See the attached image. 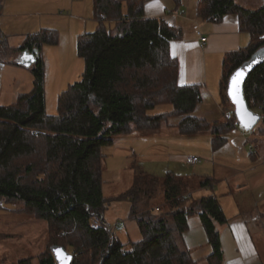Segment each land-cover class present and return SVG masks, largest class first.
Listing matches in <instances>:
<instances>
[{"label":"trees","instance_id":"obj_1","mask_svg":"<svg viewBox=\"0 0 264 264\" xmlns=\"http://www.w3.org/2000/svg\"><path fill=\"white\" fill-rule=\"evenodd\" d=\"M177 5L181 0H173ZM147 0H93L98 29L78 37L77 53L84 61L82 79L58 98V114L46 111L44 45H57L58 33L42 30L29 35L20 51L38 52L30 67L33 89L17 102L0 106V203L22 202L23 213L47 222V246L40 264H58L53 250L73 255L71 264H198L185 247L189 218L199 216L213 252L208 264H224L218 225L228 219L214 196L187 198L195 189L212 187L213 178H189L168 173L159 178L138 171L124 193L106 198L103 193L101 150L115 139L132 133L148 134L171 128L181 136L209 133L214 151L237 129L235 115L228 119V82L232 74L264 50V7L249 11L235 0H201L199 16L219 23L236 15L241 31L250 34L246 48L229 53L223 61L221 104L224 117L209 123L194 116L202 103L201 85H180L179 63L170 53L171 43L182 38L178 28L157 18H147ZM3 0H0V15ZM114 26V29H113ZM3 43L5 38L0 33ZM244 95L249 108L262 117L264 137V62L247 77ZM161 105L168 113L152 115ZM126 201L131 220L142 240L124 244L109 237L92 221L106 205ZM0 205V209H1ZM158 209V211H157ZM16 264H33V258Z\"/></svg>","mask_w":264,"mask_h":264},{"label":"rangeland","instance_id":"obj_2","mask_svg":"<svg viewBox=\"0 0 264 264\" xmlns=\"http://www.w3.org/2000/svg\"><path fill=\"white\" fill-rule=\"evenodd\" d=\"M14 12L18 18L0 20V33L6 41L0 40V105L10 101V93L14 90V80L22 78L25 87L29 80H33L31 71L26 67H20V61L25 62L28 53L20 51V46L29 35H32V27L39 20L40 13L46 11V6L39 5L36 0H18ZM70 0H63L57 6L50 7L53 17L47 19L49 29L58 33L57 45H44L40 55L44 61L46 111L48 115L58 114V98L70 85L82 79L85 64L77 53L78 37L86 33H94L98 29L97 22L92 20L94 14L91 11L89 21H79L73 11L65 8ZM52 3L53 0H50ZM17 4V3H16ZM51 6V4H50ZM44 10V11H42ZM114 29V26H113ZM16 63V64H14ZM24 87V91L27 87ZM27 91V90H26ZM230 106V112L234 114V107ZM172 110L170 105L158 106L151 114H164ZM179 118H171V125L177 124ZM261 123L253 130L248 131L238 126L229 135V143L223 149L214 151L212 148V136L203 133L196 136H181L173 128H163L152 134L120 136L114 144L102 148L104 156L103 177L104 196L111 198L127 191L134 180L135 175L144 172L159 178L168 173L177 176L192 177L195 175L213 176L214 171L223 172L221 161L232 167L229 172L243 170L251 165L250 149L254 143L260 148L264 141L258 142ZM143 136V135H142ZM262 137V136H261ZM189 157H199L201 163L190 165L186 162ZM136 161L138 171L130 168ZM227 174L228 171L224 170ZM226 187L224 183L219 187ZM238 195V196H237ZM262 200L258 204H264V190ZM198 198V195L195 196ZM248 194H236L232 204H249ZM252 203H256L252 197ZM0 264H16L21 260L33 258V264H40L38 256L47 246V222L39 220L32 215L23 213L24 204L20 201L0 203ZM130 204L126 201L112 202L106 205L104 221L106 225H114L120 222L121 227L115 231L124 242H138L142 240V234L138 224L130 219ZM249 225L254 229L252 216L244 214ZM260 254L264 259V239L254 235Z\"/></svg>","mask_w":264,"mask_h":264},{"label":"crops","instance_id":"obj_3","mask_svg":"<svg viewBox=\"0 0 264 264\" xmlns=\"http://www.w3.org/2000/svg\"><path fill=\"white\" fill-rule=\"evenodd\" d=\"M62 1L53 0L51 3L50 0H36L39 5L46 6V11L42 10L44 11V13H40L42 17L34 22L36 26L32 27V35L42 30H51L49 29L51 26L47 25L46 22L47 19L54 16L50 7L57 6ZM200 1L181 0L180 4L177 5L173 0H147L144 6V14L147 18L162 19L182 32V38L171 43L170 46L171 55L179 63V83L180 85L197 84L202 86V103L196 108L194 116L209 123H214L224 117L220 87L224 58L229 53L246 48L251 38L249 33L241 31L239 19L236 15H227L219 23H211L202 19L198 14ZM235 1L240 7L249 11H258L264 7V0ZM18 3V0H3L0 20L20 17L18 13L14 12L17 7L14 6L19 5ZM64 6L76 13L79 21H89L91 11L93 14V0H70ZM92 20L97 22L94 16ZM199 33L207 38L204 45L201 43ZM17 66L23 67L21 65ZM28 69L31 71L30 68ZM24 84L22 78H16L14 80V90L9 95V103L0 106L12 105L17 102L20 95L30 93L33 89V80H29L27 83V91L23 90ZM176 125H171V128L175 129ZM131 135L144 137V134L136 132ZM229 135L226 136V144L220 149L228 145ZM260 141H264L263 136L258 139V142ZM252 143L255 151L254 154L250 153L251 165H248L245 169L234 170V172L229 173L232 167L221 161L223 165H220L222 167L219 168L223 172L214 171L213 176L200 174L189 177L195 179L213 178L216 180L212 187L195 189L192 193L187 194V198L200 199L214 196L218 199L228 219L227 224L217 226L224 253V264H264V259L254 237L257 234L264 239V204H258L262 200V191L264 190V142L260 148L253 141ZM224 170L228 173L226 174ZM222 183L226 187L223 191L220 188L219 191ZM243 193L249 195L251 200L249 204H232L236 194ZM197 195L198 198H195ZM252 197L255 198L256 203H252ZM249 212L252 215L250 217L253 222L252 226H255L254 229L250 227L249 221L244 215L245 213L249 214ZM117 223L120 222L115 224ZM117 237L124 244L128 243L124 242L120 236ZM183 238L185 247L190 251L193 260L198 264H208L207 259L212 254L213 249L209 244L199 216L195 215L189 218V229Z\"/></svg>","mask_w":264,"mask_h":264},{"label":"water","instance_id":"obj_4","mask_svg":"<svg viewBox=\"0 0 264 264\" xmlns=\"http://www.w3.org/2000/svg\"><path fill=\"white\" fill-rule=\"evenodd\" d=\"M24 53H28L29 58L25 62L20 61L18 64L23 67L30 68L36 63V60L38 58V52L24 51ZM263 62H264V50L258 52L248 62L243 64L242 67L236 70L232 74L228 82L227 96L231 105L234 107V115L236 121L239 124V126H241L242 128L248 131H253L261 123L262 117L249 108L244 95V85L248 75ZM238 71H242V76L236 77V81H234L233 78L236 76V73ZM249 120H251V126L245 127V124L249 123ZM57 250H61V253L59 255L57 253ZM53 252L58 264H71L73 260V255L68 253L64 248L57 247L53 250ZM64 256H68L70 257V259L65 261Z\"/></svg>","mask_w":264,"mask_h":264},{"label":"built area","instance_id":"obj_5","mask_svg":"<svg viewBox=\"0 0 264 264\" xmlns=\"http://www.w3.org/2000/svg\"><path fill=\"white\" fill-rule=\"evenodd\" d=\"M199 35L201 37V43L204 45L207 42V38L203 37L200 33H199ZM226 117L228 119H230L232 117V114L228 113L226 115ZM254 151H255V149L252 148L250 150V153L254 154ZM186 162L190 165H197V164L201 163V159L199 157H189V158H187ZM157 211H158V209H157ZM102 226L107 230L109 237L112 238L115 235V231L121 227V224L117 223L114 226H109V225L103 224L102 220L100 218L95 217L92 221V229L98 230Z\"/></svg>","mask_w":264,"mask_h":264},{"label":"snow or ice","instance_id":"obj_6","mask_svg":"<svg viewBox=\"0 0 264 264\" xmlns=\"http://www.w3.org/2000/svg\"><path fill=\"white\" fill-rule=\"evenodd\" d=\"M241 76H242V71H238L236 73V76L233 78V80L236 81V77H241ZM234 99H235V97H234ZM237 102H239V101H237ZM242 119H243V117H242ZM251 119H254V118H251ZM250 126H251V120H249V123L245 124V127H250ZM57 253L59 255L61 253V250H57ZM69 259H70V257L64 256L65 261H67Z\"/></svg>","mask_w":264,"mask_h":264}]
</instances>
